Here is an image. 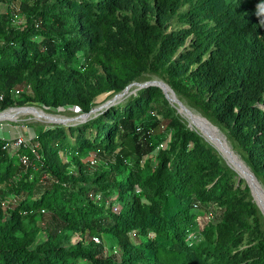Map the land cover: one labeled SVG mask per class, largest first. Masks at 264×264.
<instances>
[{
	"label": "trees",
	"instance_id": "obj_1",
	"mask_svg": "<svg viewBox=\"0 0 264 264\" xmlns=\"http://www.w3.org/2000/svg\"><path fill=\"white\" fill-rule=\"evenodd\" d=\"M181 5L188 8L177 14ZM262 6L264 0H44L26 8L22 30L0 23V110L13 106L12 93L29 87L25 105L74 106L90 114L96 98L122 94L155 74L221 126L264 180ZM127 7L131 21L118 16ZM176 18L180 24L170 29ZM83 70L103 73L86 91L79 83ZM154 104L174 130L173 142L155 170L141 172L136 126L155 120ZM31 139L36 166L16 162L0 140V199L12 197L11 218L0 211V264H264V216L249 187L176 117L160 87L140 89L97 118L53 125ZM90 151L114 156L115 163L93 178L69 174L61 153L87 158ZM93 188L116 193V210L90 199ZM197 203L225 210L224 220L201 235ZM46 213L59 220L47 237L22 223ZM82 232L117 238L120 261L74 243ZM130 234L145 240L135 245Z\"/></svg>",
	"mask_w": 264,
	"mask_h": 264
},
{
	"label": "rangeland",
	"instance_id": "obj_2",
	"mask_svg": "<svg viewBox=\"0 0 264 264\" xmlns=\"http://www.w3.org/2000/svg\"><path fill=\"white\" fill-rule=\"evenodd\" d=\"M41 3H44V0H2L0 2L1 25L8 26V28L11 30H22L26 27L27 19L30 17H28L29 12L26 8L29 6L30 8L36 7ZM46 3H50V0H46ZM187 8V5L179 6L177 9V14L184 10H187ZM132 15L133 11L128 7L125 8L122 12L118 13L119 18H126L128 21H131ZM179 24L180 22L178 21V18H176L174 21L169 23L168 27L172 29ZM0 42H2L1 38ZM192 68L193 67H191V69ZM102 75L103 73L101 70L93 73L89 72L87 74L83 70L82 74L79 77L81 89L84 91L90 90V88L96 84L97 80ZM163 83L165 82L159 76L151 73L145 74L144 78L139 82L129 85L130 88L124 94L122 93L121 95L119 94L113 97L105 94L96 98L93 102L94 108L88 115L82 113L77 107L74 106L54 110L40 106L25 105L24 103H22V100L24 98V96H22V93L26 95L30 93V89L29 87H22L21 90H17L12 93V100L14 102L13 106L7 110H0V114L27 108H32L35 110V112L37 111L38 113L32 112L27 114H19L16 120L0 121V140L5 141L6 143H12L18 137H23L26 140V145H24L22 148L9 150V152L14 156L15 161L20 162L19 155L24 154V152L28 150L30 151L31 148L36 146L32 141L31 136L35 135L41 129H48L53 125H57L59 123H84L89 119L97 118L100 115L101 111L106 108L122 105L132 97H135L140 89H145L152 85L164 87ZM184 84L189 88V79H186L184 81ZM168 87L170 88V91L165 90L163 92L164 95L166 94L165 97L169 101L170 107L175 110L176 117L188 128L199 132V134L215 148L217 146L220 147V155L223 157L225 162L239 174L240 184H243L244 182L242 188H245V186L249 187L253 202L259 207L264 216V204L262 202H259L254 190L255 184L260 185L264 190V180L258 179L253 176L250 168L244 162L241 156V151L238 148L237 144L233 140L228 138L227 134L224 132L221 126L210 121L208 117L204 115L202 110H200L184 95L177 94L176 92H174V90H172L170 86ZM159 110L160 107L158 106V104H154L152 109L150 110V114L154 116L155 120L148 124V127H143L141 125L136 126V143L141 153V172L155 170L158 166V156L164 151L168 150L170 144H172L173 142L174 130L169 128V120L166 119L163 115L158 114ZM195 118H197L199 122L201 120L203 124H207V126L216 130L220 135L222 141L230 148L235 158H231V155L225 154V152L223 151L225 147H223L221 139L219 145L217 135H212L213 133L209 129H207L208 132H206L205 134V131L202 127H200V124L195 123ZM32 155L33 156L31 157L30 165L36 166L34 158L36 159L37 155L36 153ZM87 155L88 157L86 158L83 156H77V154L73 152L69 154H65L64 152L61 153L63 161L69 164V174L75 176L86 175L93 178L96 174L103 173L105 170H108L110 165H113L115 163L114 156L104 158L100 156L96 151H90ZM40 176V178L45 182L49 183L51 181L45 175L41 174ZM136 190V194L141 193V190L139 188ZM89 197L95 203L104 206L105 209H108L113 205V209L116 210V208L119 206L118 202L114 203L117 198V194L113 191H107L106 193H103L101 191H98L96 188H93L89 192ZM11 202L12 197H7L5 201H1L0 199V211L3 212V215L6 216L7 219L11 218ZM193 210L197 214L196 232L200 235L207 226L222 222L224 220L225 210L221 206H204V204L202 203H197L194 206ZM22 221V223H24V225L28 228H37L42 230V235L44 237L48 236L46 230L57 228L59 224V220H57L55 216L50 213H46L42 216H25L23 217ZM96 238L99 239V242L95 241ZM129 239L130 242L135 245L140 244L145 240V238L139 236L138 234H130ZM73 242H83L85 244H91V246L96 250L98 254H101L108 258H112L114 262H119L121 259V253L118 249V239L115 237L82 232L74 237Z\"/></svg>",
	"mask_w": 264,
	"mask_h": 264
},
{
	"label": "bare ground",
	"instance_id": "obj_3",
	"mask_svg": "<svg viewBox=\"0 0 264 264\" xmlns=\"http://www.w3.org/2000/svg\"><path fill=\"white\" fill-rule=\"evenodd\" d=\"M133 95V94H132ZM183 110V109H182ZM32 112H34V113H36L35 112V110H31V109H26V110H13V111H11V112H8V113H5L4 115H1L0 116V119H5V120H16V118H17V116L19 115V114H27V113H32ZM38 113V112H37ZM33 115V114H32ZM39 116V115H38ZM20 118V117H19ZM42 118V117H41ZM39 119V118H38ZM196 120H195V123H198V124H200V127H202L203 128V130L205 131V134H206V132H208V130L207 129H209V130H211V132L213 133L212 135H217V139H218V143H219V145H220V135L217 133V131L216 130H214V129H212V128H210L209 126H207V124L205 125V124H203V122L200 120V122H199V120L197 119V118H195ZM44 121V120H43ZM195 126V125H194ZM221 142H222V145H223V147H225L224 148V152H225V154H227V155H231V158L232 157H234L233 155V153L231 152V150H230V148L222 141V139H221ZM235 158V157H234ZM235 162V161H234ZM238 163V162H237ZM234 164V163H233ZM254 190H255V193H256V196H257V199L259 200V202L261 203H263L264 204V190H263V188L260 186V185H258V184H255V186H254Z\"/></svg>",
	"mask_w": 264,
	"mask_h": 264
},
{
	"label": "built area",
	"instance_id": "obj_4",
	"mask_svg": "<svg viewBox=\"0 0 264 264\" xmlns=\"http://www.w3.org/2000/svg\"><path fill=\"white\" fill-rule=\"evenodd\" d=\"M17 93H19V92H17ZM24 145H26V140L23 137H18L12 143L7 142L4 146V149L8 150V151L10 149L16 150V149L22 148ZM36 149H37V146L31 148L30 153L35 154ZM19 159L23 165L29 166L30 162H31V155L30 154H21V155H19ZM95 241L99 242V239L96 238Z\"/></svg>",
	"mask_w": 264,
	"mask_h": 264
},
{
	"label": "water",
	"instance_id": "obj_5",
	"mask_svg": "<svg viewBox=\"0 0 264 264\" xmlns=\"http://www.w3.org/2000/svg\"><path fill=\"white\" fill-rule=\"evenodd\" d=\"M152 86H156V85H152ZM163 86H164V87H161V86H158V87H160L162 90H163V88H164L163 91H165V90H166V91H170V88L168 87L167 84L163 83ZM129 88H130V86L126 88V90L123 92V94H124ZM120 95H121V94H120ZM165 95H166V94H165ZM27 109L34 110V109H32V108H27ZM23 110H26V109H23ZM1 115H4V114H0V116H1ZM86 115H88V114H86ZM2 120H5V119H0V121H2ZM59 124H64V123H59ZM216 148H217L218 151H220V147L217 146ZM252 174H253V173H252ZM253 176H254V175H253ZM253 176H252V177H253ZM254 177H255V176H254Z\"/></svg>",
	"mask_w": 264,
	"mask_h": 264
},
{
	"label": "clouds",
	"instance_id": "obj_6",
	"mask_svg": "<svg viewBox=\"0 0 264 264\" xmlns=\"http://www.w3.org/2000/svg\"><path fill=\"white\" fill-rule=\"evenodd\" d=\"M260 13H264V6L260 8ZM259 14V13H258Z\"/></svg>",
	"mask_w": 264,
	"mask_h": 264
}]
</instances>
